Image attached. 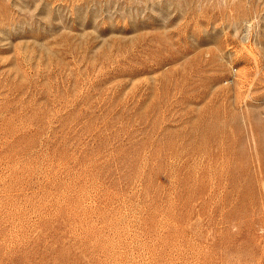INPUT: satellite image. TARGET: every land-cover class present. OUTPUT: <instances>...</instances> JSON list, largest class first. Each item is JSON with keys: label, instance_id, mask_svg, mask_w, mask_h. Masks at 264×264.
I'll return each mask as SVG.
<instances>
[{"label": "rangeland", "instance_id": "374dc122", "mask_svg": "<svg viewBox=\"0 0 264 264\" xmlns=\"http://www.w3.org/2000/svg\"><path fill=\"white\" fill-rule=\"evenodd\" d=\"M0 264H264V0H0Z\"/></svg>", "mask_w": 264, "mask_h": 264}]
</instances>
